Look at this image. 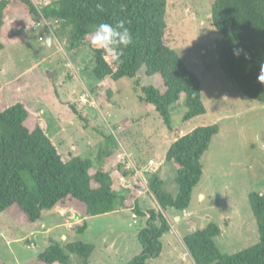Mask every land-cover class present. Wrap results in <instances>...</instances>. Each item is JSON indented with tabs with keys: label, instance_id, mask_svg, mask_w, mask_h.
Segmentation results:
<instances>
[{
	"label": "rangeland",
	"instance_id": "374dc122",
	"mask_svg": "<svg viewBox=\"0 0 264 264\" xmlns=\"http://www.w3.org/2000/svg\"><path fill=\"white\" fill-rule=\"evenodd\" d=\"M32 1L38 8L51 2ZM167 1V42L200 78L204 115L184 121L187 108L182 95L173 107L171 131L155 107L142 101V93L134 89L138 81L162 90L160 75L149 76L142 67L138 79L98 80L92 74V54L87 46L78 45L72 51L60 37L49 45L46 22H53L45 17L33 21L18 7L7 19L10 31L0 51V110L19 100L39 112L65 159L94 157L108 144L118 147L111 163L114 170L121 165L120 172L133 171L127 169L129 162L118 161L125 152L140 168L155 160L160 164L163 189L173 196H177L179 186L177 167L166 161L169 147L178 136L199 126L218 124L220 131L202 158L203 176L193 191L190 207L164 212L171 230L162 239L160 256L146 263L194 264L184 238L211 222L222 229L216 242L223 253H237L259 240L250 194H264V104L244 96L220 68L213 46L219 34L210 22L212 0ZM87 92L92 96L85 104L82 98ZM120 172L113 175L117 183ZM141 192L139 201L135 198L134 202L142 210L159 211L149 192ZM67 209L44 211L38 222L25 226L16 225L6 212L1 213L0 264H45L38 256L53 243L64 246L76 241L95 246L88 264H129L142 253L139 234L147 218L137 217L133 208L118 202L113 212L86 218L88 227L82 233L76 230L83 224L81 215ZM73 214L79 219L71 217ZM70 256V264H87L76 254Z\"/></svg>",
	"mask_w": 264,
	"mask_h": 264
},
{
	"label": "trees",
	"instance_id": "16d2710c",
	"mask_svg": "<svg viewBox=\"0 0 264 264\" xmlns=\"http://www.w3.org/2000/svg\"><path fill=\"white\" fill-rule=\"evenodd\" d=\"M212 2L210 22L219 34L213 46L220 68L244 96L264 104V0ZM168 6L167 0H51L38 8L32 0H0V51L5 48L3 38L10 31L7 19L15 7L33 21L45 17L53 22L54 35L65 39L72 51L78 45L90 49L96 79H138L142 67L149 76L160 75L162 90L138 81L134 89L142 93L141 100L153 105L173 131L172 111L182 95L187 108L184 121L204 115L206 107L200 78L167 42ZM121 20L129 28L133 43L123 49L122 62H117L93 45L91 37L99 24L115 25ZM72 108L77 111L76 106ZM47 124L39 112L19 100L0 110V214L6 212L16 225L25 226L38 222L44 211L73 208L84 219L76 227L82 233L88 227L86 218L111 213L120 202L123 207L133 208L137 217L147 218L139 234L142 253L129 264H146L158 258L162 239L171 230L164 212L168 208L185 211L190 207L193 191L203 176L202 158L219 133V125L199 126L178 136L169 147L166 161L177 167V196L163 189L159 170L148 174L147 192L158 203V211L142 210L137 203L139 186L115 181L114 172L121 171V165L115 170L111 166L117 146L102 145L94 157L75 155L65 159L48 133ZM120 173L133 178L134 172ZM116 187L122 188V193ZM250 205L259 240L237 253H223L216 242L222 229L211 222L184 238L194 264H264V194H250ZM94 251V245L83 241L64 246L53 243L39 254L38 260L45 264H70V254H76L88 264Z\"/></svg>",
	"mask_w": 264,
	"mask_h": 264
},
{
	"label": "clouds",
	"instance_id": "9594fccd",
	"mask_svg": "<svg viewBox=\"0 0 264 264\" xmlns=\"http://www.w3.org/2000/svg\"><path fill=\"white\" fill-rule=\"evenodd\" d=\"M97 7H100V5H97ZM132 43L133 37L129 28L125 27L123 20L115 25L109 23L99 24L92 37V44L99 49H103L107 56H110L112 60L117 62H122L123 49ZM236 55H239V52Z\"/></svg>",
	"mask_w": 264,
	"mask_h": 264
},
{
	"label": "built area",
	"instance_id": "2783aa9c",
	"mask_svg": "<svg viewBox=\"0 0 264 264\" xmlns=\"http://www.w3.org/2000/svg\"><path fill=\"white\" fill-rule=\"evenodd\" d=\"M46 26H47L48 31L52 35V40L53 39L57 40V37L54 35L53 24L46 22ZM41 40H44V38L41 37ZM91 96H92L91 93L87 92L85 94V96H83L82 101L86 104L89 101V98H91ZM119 158H120L118 160L119 163H123V164L124 163H127V164L130 163V165L127 167V169H132L134 171L133 175L135 174L134 178H128V177H125L123 175H120L121 176L120 183L123 185L128 184L131 186L137 185V186H139L138 188H140V191H143V192L145 190L148 191L147 176L149 173H153L155 171H158L160 164H157L155 162V160H150L147 165L142 166L141 168L137 167L134 164V162L128 158V155L126 154V152L124 154H121ZM142 186L145 187V189H143ZM185 214H187V213H185Z\"/></svg>",
	"mask_w": 264,
	"mask_h": 264
},
{
	"label": "water",
	"instance_id": "95a60500",
	"mask_svg": "<svg viewBox=\"0 0 264 264\" xmlns=\"http://www.w3.org/2000/svg\"><path fill=\"white\" fill-rule=\"evenodd\" d=\"M46 42L49 44V45H51L52 44V35L51 34H48L47 35V37H46ZM52 75H54V74H50V76L52 77ZM79 219V216H77L76 217V220H78Z\"/></svg>",
	"mask_w": 264,
	"mask_h": 264
},
{
	"label": "crops",
	"instance_id": "0c3cea01",
	"mask_svg": "<svg viewBox=\"0 0 264 264\" xmlns=\"http://www.w3.org/2000/svg\"><path fill=\"white\" fill-rule=\"evenodd\" d=\"M30 23H31V20H30ZM145 165H147V164H145ZM160 171V170H159ZM142 193V192H141ZM141 195V194H140ZM200 196H202V194H200ZM67 210H71V208H69V209H67ZM74 211V210H73ZM69 214H71L70 212H68L67 213V215L69 216ZM70 217V216H69ZM71 217H76V214H73V216H71ZM82 221H83V219H82ZM64 237H65V235H64Z\"/></svg>",
	"mask_w": 264,
	"mask_h": 264
}]
</instances>
